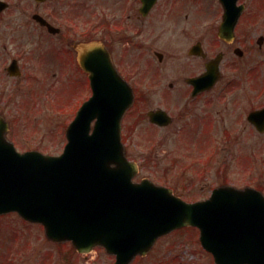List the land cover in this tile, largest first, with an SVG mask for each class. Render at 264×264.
<instances>
[{
    "label": "flooded vegetation",
    "instance_id": "obj_1",
    "mask_svg": "<svg viewBox=\"0 0 264 264\" xmlns=\"http://www.w3.org/2000/svg\"><path fill=\"white\" fill-rule=\"evenodd\" d=\"M7 1L0 9V112L15 105L11 63L40 82L57 79L73 97V83L89 77L78 45L101 42L145 106L137 123L172 131V172H179L172 176L198 179L195 184L216 177L217 182L206 186L240 187L231 178L236 176L264 192V153L258 157L256 139L264 132L250 120L253 111L264 108L256 92L262 76L257 67L264 63V0H238L243 6L238 22L233 33L225 30L222 36L225 8L220 0H209L218 3L211 17L201 10L203 2L188 0ZM217 55L220 79L209 89L195 90L189 79L203 74ZM167 61L172 69L170 90L165 89L169 103H155L149 98L156 92L153 84L167 76ZM160 108L170 116L166 126L148 115ZM206 186H200L201 192Z\"/></svg>",
    "mask_w": 264,
    "mask_h": 264
},
{
    "label": "water",
    "instance_id": "obj_2",
    "mask_svg": "<svg viewBox=\"0 0 264 264\" xmlns=\"http://www.w3.org/2000/svg\"><path fill=\"white\" fill-rule=\"evenodd\" d=\"M225 17L231 24L238 18L231 16L229 6ZM96 53L93 61L88 53L83 60L87 69L96 67L91 75L94 96L69 127L63 155L17 152L0 118V214L18 211L43 223L49 238L71 240L81 252L104 245L117 255V264H129L159 236L190 224L200 227L203 245L217 264H264L260 192L221 188L207 201L187 203L148 180L133 182L137 165L127 160L120 137L133 91L107 52L97 47ZM215 75L217 68L207 77Z\"/></svg>",
    "mask_w": 264,
    "mask_h": 264
},
{
    "label": "rangeland",
    "instance_id": "obj_3",
    "mask_svg": "<svg viewBox=\"0 0 264 264\" xmlns=\"http://www.w3.org/2000/svg\"><path fill=\"white\" fill-rule=\"evenodd\" d=\"M201 10L204 14L211 15L216 8L215 1L203 2ZM179 57V56H178ZM173 58V57H172ZM169 63H172V59ZM259 59V58H258ZM258 65L257 73L262 75L257 82V100H264V63ZM167 76L162 82L155 83L156 91L152 97L155 103L168 102L165 91L170 90L169 83L172 71L168 61L166 62ZM140 84V83H136ZM150 83H141V85ZM50 86V85H49ZM54 86V88H52ZM60 85L52 82V85L45 90L43 95L45 100L44 109L29 108L24 100L23 107L19 104L21 95L17 97L16 111L12 115L14 130L11 133L12 139L16 142L21 151L29 149H40L45 153L60 154L65 146L66 138L64 135L65 124L72 118L71 111L66 109L58 111L56 107H65L68 100L60 99ZM149 87V85L145 86ZM144 88V89H145ZM76 93L83 94L89 91L87 80L77 81ZM169 99V98H168ZM143 106V108H142ZM145 108L143 104L137 103L134 110L124 121L125 142L127 144L130 157L136 161H145V166L136 180L143 176H149L158 183H167L172 185V168L169 170V163L172 159V131L170 129L159 130L152 128L149 124L139 123L135 125L139 113ZM57 111V113H56ZM133 130L131 128L133 127ZM63 129V130H62ZM148 138H146V137ZM144 137V138H143ZM161 139V142L155 146L154 140ZM258 157L264 153V136L261 140L257 137ZM241 184L250 183L244 178L231 177ZM184 179V178H183ZM209 180H218L216 177L203 179L204 183ZM188 199L199 197L196 194L185 189L179 188ZM199 230L188 228L178 230L169 237L162 238L160 243L152 251L150 257L138 258L133 264H214L213 256L207 252L200 244ZM196 240V241H195ZM68 244L62 246L56 245L50 240L47 241L44 230L40 225L28 224L20 216L11 214L0 217V264H112L113 257L106 255L102 250H97L94 254L84 257L78 256ZM75 254H74V253Z\"/></svg>",
    "mask_w": 264,
    "mask_h": 264
}]
</instances>
